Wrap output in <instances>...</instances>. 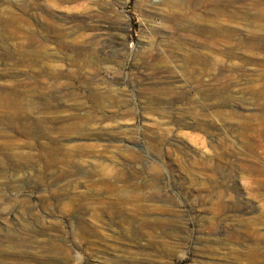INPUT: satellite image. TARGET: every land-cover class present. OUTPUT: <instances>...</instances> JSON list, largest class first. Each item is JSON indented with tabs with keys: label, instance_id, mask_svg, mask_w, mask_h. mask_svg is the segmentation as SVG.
<instances>
[{
	"label": "rangeland",
	"instance_id": "rangeland-1",
	"mask_svg": "<svg viewBox=\"0 0 264 264\" xmlns=\"http://www.w3.org/2000/svg\"><path fill=\"white\" fill-rule=\"evenodd\" d=\"M0 264H264V0H0Z\"/></svg>",
	"mask_w": 264,
	"mask_h": 264
},
{
	"label": "bare ground",
	"instance_id": "bare-ground-1",
	"mask_svg": "<svg viewBox=\"0 0 264 264\" xmlns=\"http://www.w3.org/2000/svg\"><path fill=\"white\" fill-rule=\"evenodd\" d=\"M214 29H211V32H213ZM217 31V30H216ZM253 42H254V39L253 38H250L249 40H247L246 42V46L247 47H251L253 45ZM2 254V253H1Z\"/></svg>",
	"mask_w": 264,
	"mask_h": 264
}]
</instances>
